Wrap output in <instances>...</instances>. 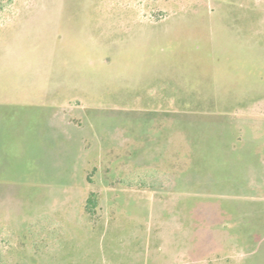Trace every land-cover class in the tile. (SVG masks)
Wrapping results in <instances>:
<instances>
[{
	"label": "rangeland",
	"instance_id": "obj_1",
	"mask_svg": "<svg viewBox=\"0 0 264 264\" xmlns=\"http://www.w3.org/2000/svg\"><path fill=\"white\" fill-rule=\"evenodd\" d=\"M26 1L0 28L2 263L264 264V0Z\"/></svg>",
	"mask_w": 264,
	"mask_h": 264
},
{
	"label": "trees",
	"instance_id": "obj_2",
	"mask_svg": "<svg viewBox=\"0 0 264 264\" xmlns=\"http://www.w3.org/2000/svg\"><path fill=\"white\" fill-rule=\"evenodd\" d=\"M20 3H23L24 5L27 4L26 0H0V28L4 27L8 24H10V21L7 19L10 15L12 16L14 13L16 14L18 11V8L16 9V7L20 6ZM9 21V22H8ZM149 175L146 173V177H148ZM152 175H150L149 178H151ZM154 177V176H152ZM148 180V181H147ZM161 180V179H160ZM146 182H143V180H141V182H136V183H131L128 184L126 186L130 187V188H139V189H152V188H156L157 186L160 185L161 182H152V178L151 181H149V179H145ZM97 194L95 193H91L90 196L87 198L84 209L85 212L87 214H89L90 216H94L95 215V211L97 208ZM1 246H2V242L0 240V263H2V258H1Z\"/></svg>",
	"mask_w": 264,
	"mask_h": 264
}]
</instances>
